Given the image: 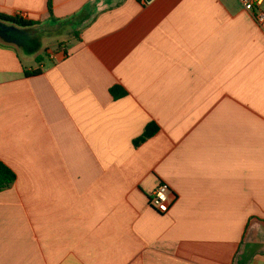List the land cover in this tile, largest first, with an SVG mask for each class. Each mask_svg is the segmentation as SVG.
I'll return each mask as SVG.
<instances>
[{
  "label": "crops",
  "instance_id": "0c3cea01",
  "mask_svg": "<svg viewBox=\"0 0 264 264\" xmlns=\"http://www.w3.org/2000/svg\"><path fill=\"white\" fill-rule=\"evenodd\" d=\"M0 12L37 23L0 21V161L17 176L0 264H264V24L237 0Z\"/></svg>",
  "mask_w": 264,
  "mask_h": 264
},
{
  "label": "trees",
  "instance_id": "16d2710c",
  "mask_svg": "<svg viewBox=\"0 0 264 264\" xmlns=\"http://www.w3.org/2000/svg\"><path fill=\"white\" fill-rule=\"evenodd\" d=\"M49 10L52 14V0H49ZM0 21L22 28L34 27L35 25H37L36 22L27 21L19 17L6 15L1 12H0ZM38 73L39 72L36 71V72L28 73L27 75L33 76V75H37ZM112 94L116 98H120V97H124L126 95V92L122 88L116 87L112 90ZM158 132H159V127L154 123L150 124L146 128L144 134L135 141L134 143L135 147L137 148L140 147L142 144L146 143L148 140L153 138ZM16 180H17L16 174L3 162L0 161V193L13 187Z\"/></svg>",
  "mask_w": 264,
  "mask_h": 264
},
{
  "label": "built area",
  "instance_id": "2783aa9c",
  "mask_svg": "<svg viewBox=\"0 0 264 264\" xmlns=\"http://www.w3.org/2000/svg\"><path fill=\"white\" fill-rule=\"evenodd\" d=\"M243 9L252 14L260 25L264 24V0H237ZM175 196L166 184H160L152 194L149 205L158 214L169 213Z\"/></svg>",
  "mask_w": 264,
  "mask_h": 264
}]
</instances>
